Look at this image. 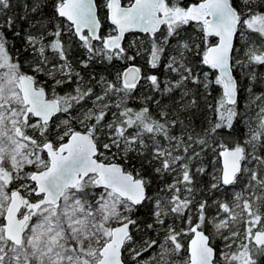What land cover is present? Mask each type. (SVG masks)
I'll return each instance as SVG.
<instances>
[{"label": "snow or ice", "instance_id": "obj_1", "mask_svg": "<svg viewBox=\"0 0 264 264\" xmlns=\"http://www.w3.org/2000/svg\"><path fill=\"white\" fill-rule=\"evenodd\" d=\"M18 6L29 20L46 5ZM12 7L0 0V264H126V253L127 264H264V91H256L264 75L255 70L264 67V0H54L49 23L69 22L85 68L96 57L135 61L142 44L126 48L125 34L148 37V73L130 64L100 77L99 93L69 59L60 24H30L24 71L8 51L5 29L20 36L3 15ZM191 22L198 43L181 35ZM141 81L148 92L134 109L128 100ZM215 86L222 91L213 101ZM224 135L231 139H217ZM141 209L145 218H134Z\"/></svg>", "mask_w": 264, "mask_h": 264}, {"label": "trees", "instance_id": "obj_2", "mask_svg": "<svg viewBox=\"0 0 264 264\" xmlns=\"http://www.w3.org/2000/svg\"><path fill=\"white\" fill-rule=\"evenodd\" d=\"M123 1H126V0H123ZM197 1L198 0H182V3L184 6H188L191 3L197 2ZM24 2H25V0H12V3H13L12 9L9 11H6L3 14V15L11 16L14 18V20H15V31L20 33V36H15L13 34L12 30L5 29V35L8 38V51L14 57H18L20 59L21 63L25 65V67L23 69L24 71H29V69L26 67V65L31 63V60L28 57L27 53L24 52L25 43L23 40V36L28 31H34V29L30 28V24H34L37 21L44 23L48 27L49 31L54 30V24H60L61 25V27L64 29V32H65V34L62 36V39L64 40L66 46L69 49V51H68L69 59L73 63V66L75 67L76 71H78L80 73V75L83 77L84 81L90 83L97 93L100 92V86L97 83L99 81L100 77H105L109 80H112V79H114L116 73L121 72L122 68L128 62H130V61H123V60H119V59H114L112 62H108L107 60H104L101 57H96L95 59H93L89 63L88 67H86V68L83 67L79 62L81 60H85L87 58V52L84 49V47H82L81 42L78 40V38L75 37L74 35H70L67 32L69 22L66 21L64 18H59V19H56L55 21H53V23H51V24L49 23V20L55 16V13L53 10L54 0H43V4L46 6L42 7V10L40 13L30 14L29 20L20 19V17L25 15V10L18 5H22ZM101 2H102V0H97L98 4H100ZM99 15H100V17L103 21V24H104V27L101 30V35H106V33L109 32L111 25L109 24V22L106 19V10L103 7L100 8ZM2 23H3V20H2V18H0V24H2ZM197 30L198 29L195 26L194 22H191L189 25L184 26V29H183L181 35L184 38H188L187 35H191L192 33H195V31H197ZM132 33H138L139 34V37L134 38V40L137 41V46L140 47L142 44V47H140L141 55L137 56L134 62H137L141 66L142 72L147 74L149 71L148 65H147L148 55H147V52L144 51V49H147L149 47L148 37L145 34H142L140 32L126 33L124 40H123V45L126 48L129 47V45H131L132 42L134 41L133 39H131ZM85 34H87V33H85ZM189 37H191V36H189ZM94 42H97V41H93V43ZM173 43H174V41H173ZM136 50H137L136 48L130 49L129 55L134 54ZM200 67L203 68L204 71L209 70L206 66L201 65ZM255 70L259 74L264 75V67H257ZM156 74L160 75L161 80H163L166 77V74L164 73L163 68H161ZM234 74L236 75L237 79L240 81L242 88H244L245 86H247L249 84V81L245 77L244 72L237 69L236 71H234ZM92 77H95V79H92ZM72 87H74V85H70L68 88L61 90V94H63L64 91H70ZM162 87H163V85H162ZM221 91L222 90L219 86H215L211 91V97L209 99L214 101L215 98L220 96ZM256 91L257 92L264 91V85L257 88ZM146 92H148V86L144 81H141V83L138 85L137 91L133 94V97L128 100V106L132 107L134 109H138L139 107H141L143 95ZM174 96H175V99L178 100L179 99V92H176L174 94ZM156 98L157 99H163V102L165 104L171 103V101L168 100L167 97H161L160 94H156ZM246 98H247V92L242 91L240 93V98H239L241 111H243L244 108L246 107ZM91 105H92L91 100L84 102L85 108H88ZM201 106L203 107V104ZM151 108H152L153 112L156 111V105L155 104H152ZM73 114H76V113L73 112ZM205 114H207V113H205ZM197 123L199 126L200 121H198ZM205 126H206V124H205ZM74 127H76L77 130H83L78 123L74 124ZM243 132H244L243 125L237 124L236 125V131H235L234 135L235 136H242ZM217 139L227 141L231 138L224 135V136L217 137ZM202 158H203L204 163L208 166V168L210 167V164L208 163L209 160L215 159L212 156L210 149L206 150L205 153L202 154ZM219 164H220L219 159H216V166ZM14 186L15 185H13V187ZM154 190H155V185H153V188L150 189V191H154ZM134 218H138L139 220H143L145 218L144 210L143 209L138 210V212ZM131 231L133 232L135 238L137 240H139V233H137V230L133 228V229H131ZM149 235H152V234L149 233ZM151 252H152V250L145 252L142 255V258L150 255ZM125 260H126V264H127L128 260H129L127 253L125 254Z\"/></svg>", "mask_w": 264, "mask_h": 264}, {"label": "rangeland", "instance_id": "obj_3", "mask_svg": "<svg viewBox=\"0 0 264 264\" xmlns=\"http://www.w3.org/2000/svg\"><path fill=\"white\" fill-rule=\"evenodd\" d=\"M126 1H129V0H126ZM194 3H196V2H193V3H191V4H194ZM190 4V5H191ZM194 24H195V26L197 27V31H195V33H192L191 35H187L188 36V38H189V36H191V39L192 40H194V41H196L197 43L199 42V39H200V30H199V26L194 22ZM111 31V27H110V29H109V32ZM108 32V33H109ZM108 33H106V34H108ZM137 37H139V34L138 33H132L131 34V39H133L134 40V38H137ZM185 39H187V38H185ZM94 44H98V42H94ZM173 44H175V41H174V43ZM166 78V77H165ZM164 78V79H165ZM90 107H92V105L90 106ZM90 107H88V108H90ZM73 115H76V114H73ZM221 165L219 164V165H217L216 167L217 168H219ZM209 171H212V166L210 165V167H209ZM199 180L201 181V183H200V187H203L205 184H207V182L209 181V176H203V177H200L199 178ZM15 187V186H14ZM237 191L239 190V189H236ZM217 195H219V194H217ZM154 254V252H153V250H152V252L150 253V255H148V256H146V257H143V258H141L143 261H148L149 260V258L152 256Z\"/></svg>", "mask_w": 264, "mask_h": 264}, {"label": "water", "instance_id": "obj_4", "mask_svg": "<svg viewBox=\"0 0 264 264\" xmlns=\"http://www.w3.org/2000/svg\"><path fill=\"white\" fill-rule=\"evenodd\" d=\"M199 2V0L196 2V3H198ZM128 3H129V1H123V0H121V4L122 5H124V6H126V5H128ZM106 16H107V11H106ZM84 32H86L87 33V30L85 29L84 30ZM216 41L214 40L212 43H215ZM135 64L136 66H138V67H140L141 68V66L137 63V62H134V61H130V62H128L123 68H122V70H121V72L126 68V67H128L130 64ZM142 70V69H141ZM235 75V74H234ZM220 161V165L222 164V161L221 160H219Z\"/></svg>", "mask_w": 264, "mask_h": 264}, {"label": "flooded vegetation", "instance_id": "obj_5", "mask_svg": "<svg viewBox=\"0 0 264 264\" xmlns=\"http://www.w3.org/2000/svg\"><path fill=\"white\" fill-rule=\"evenodd\" d=\"M86 33V32H85Z\"/></svg>", "mask_w": 264, "mask_h": 264}]
</instances>
